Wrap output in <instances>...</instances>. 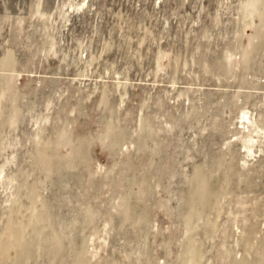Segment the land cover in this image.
Masks as SVG:
<instances>
[{"label": "rangeland", "instance_id": "obj_1", "mask_svg": "<svg viewBox=\"0 0 264 264\" xmlns=\"http://www.w3.org/2000/svg\"><path fill=\"white\" fill-rule=\"evenodd\" d=\"M0 264H264V0H0Z\"/></svg>", "mask_w": 264, "mask_h": 264}]
</instances>
